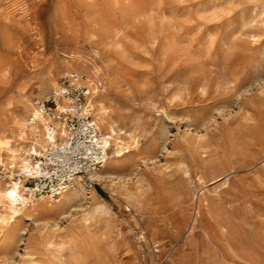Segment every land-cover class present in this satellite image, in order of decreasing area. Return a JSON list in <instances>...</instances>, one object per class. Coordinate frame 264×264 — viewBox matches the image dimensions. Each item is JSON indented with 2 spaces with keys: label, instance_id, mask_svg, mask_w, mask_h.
Here are the masks:
<instances>
[{
  "label": "rangeland",
  "instance_id": "obj_1",
  "mask_svg": "<svg viewBox=\"0 0 264 264\" xmlns=\"http://www.w3.org/2000/svg\"><path fill=\"white\" fill-rule=\"evenodd\" d=\"M83 2L0 0V125L74 70L66 34L99 51L100 100L130 146L65 212L4 225L0 264H264V0Z\"/></svg>",
  "mask_w": 264,
  "mask_h": 264
},
{
  "label": "bare ground",
  "instance_id": "obj_2",
  "mask_svg": "<svg viewBox=\"0 0 264 264\" xmlns=\"http://www.w3.org/2000/svg\"><path fill=\"white\" fill-rule=\"evenodd\" d=\"M85 1L86 0H84V2ZM89 1H91V0H89ZM118 1H120V0H111V2H118ZM84 4H86V3H84ZM54 10H55L54 14H53L54 20L56 21V19L62 18V16H61L62 12L60 13L59 7L56 6ZM136 10H138V9H136ZM122 11L125 12V10H122ZM136 12L140 13L139 11H136ZM134 14L135 13H133V15ZM128 16H130V15H128ZM60 27L62 28V26H60V25L58 26V24H57L56 28H58V31H62V29ZM94 30H96V29H93V30L91 29L89 31V34H90L91 38L93 39V44L99 45L102 41V39H101L102 34L101 33H104V29L100 28V32L94 31ZM65 31H67V30H65ZM96 32L100 33L101 36ZM98 35L100 38L98 37ZM62 38L64 39L65 43H64L62 49L59 48V44L57 43V52H58L59 56L63 59V63L65 64L67 69L68 68L74 69L79 74L86 75V77H87L86 81H87V83L91 89V93H90V96L88 98L89 99L88 102L93 107V115H94V117L97 120V123L99 125L101 134L104 138V143L108 147V158H107V161L105 162V164L103 165V167L100 169L91 170V171L85 173L84 175L87 179L92 180V181L105 180L108 177L105 174V172L107 173L106 168L109 165L110 159L112 158V156H115L116 158L122 157L124 154L123 150L128 149L130 145H129V143H127L125 141V139H123V137H122L123 135L121 136L122 132H120V131L122 128H118L113 121L107 119L106 115H107V112L109 109L108 108L109 105H107L108 107H106L100 100V97L102 96L101 93L105 91V87H104V82H103L101 72H100V69L98 66L99 64L97 65V62L95 60V58H98V59L100 58L99 51L96 48H93L90 51V53H91L90 56L85 57V56L79 54V51L77 52L78 45H77L76 40H72V41H71V39L68 40V36L66 34L64 36H62ZM62 38H60V39H62ZM103 41L105 42V40H103ZM106 42H109V41H106ZM116 46H117V44H116ZM116 49H118V48H116ZM122 52H124V51H122ZM103 63L101 65H103ZM111 70L114 71V69H111ZM102 71H103V69H102ZM114 73H115V71H114ZM49 76H50V78L47 77L48 78V80H47L48 85H49V87L54 89L57 85V80L55 79L56 75L49 72ZM44 79H45V77H44ZM110 85H112V84H110ZM41 86L43 87V85H41ZM41 86H40V88H41ZM105 86H107V82H106ZM181 86H183V85H181ZM49 87H48V89H46V93H43L42 90L40 91V93L41 92L43 93L42 96L44 94H47V90L51 89ZM36 93H38V92H36ZM40 95L38 98L41 97ZM20 97H21V95H20ZM107 104H109V102ZM16 106H17V104H16ZM38 111L39 110L36 107V105L34 104V101H32L30 99V97H28L26 95V97H22L20 99V102L18 104V108H14L13 110H11L9 116L6 115L5 122H3L0 125V164L7 163V164L12 165L11 167L17 166L24 173L25 172L39 173V168H40L39 160L35 159V161H33L31 158L28 157L27 154L31 153V154L40 155L41 151H43V149H45L49 146H52L58 140H60V141L63 140V138L66 134L63 124L60 121L55 120L53 118L39 116ZM32 114L34 117H38L37 120L31 121L29 119V117L27 115H32ZM108 114H109V112H108ZM127 119H125L124 121H126ZM112 120L115 121V118L113 117ZM124 133L126 134V132H124ZM136 141H137V139H136ZM136 141H133V143ZM137 143H139V142H137ZM130 144H131V142H130ZM138 146H139V144H138ZM133 147H136V146H133ZM40 148H42V149H40ZM203 149H205V148H203ZM84 175L77 176L75 178L72 186L66 192L62 193L61 196L54 201L51 199H47V198H33L31 195L29 187H27V185L25 186V184L23 185L22 181L20 182L17 179H11V180L3 182V181H1L2 180L1 179L0 180V208H2V209L0 210V232H3V230H5L4 225L11 224V223L17 221L21 216H24V215L30 216L31 213H35L38 215L39 214L51 215V214H60V213L65 212V210L67 209V206H69L70 202L74 198H76V196L78 197L79 191L83 192L85 190H87V191L92 190L89 188V185H87L86 180L84 178ZM9 192H13L15 194L12 196H9L8 195ZM93 198H94V195H93ZM75 201L73 200L74 203H75ZM52 202H57V205L53 204ZM30 205L32 207L28 208V206H30ZM202 205H203V202H202ZM103 208H104V206L102 204L94 202V205H93L91 210L93 212H99ZM190 222H191V219H190ZM217 228H219L220 232H224L227 230V227L221 223L218 225ZM15 234H16L15 230L12 229L11 232L4 233V237L6 239L11 240L14 238ZM228 248H229V246H228ZM239 250H240V248H239ZM234 251H236V249ZM235 254H237V252ZM215 256H216V254H215ZM217 257H219L218 254H217ZM253 263L256 264V262H253Z\"/></svg>",
  "mask_w": 264,
  "mask_h": 264
},
{
  "label": "built area",
  "instance_id": "obj_3",
  "mask_svg": "<svg viewBox=\"0 0 264 264\" xmlns=\"http://www.w3.org/2000/svg\"><path fill=\"white\" fill-rule=\"evenodd\" d=\"M90 93L86 77L70 70L59 76L51 92L34 101L39 116L60 121L66 134L62 141L43 149L40 155L30 153L34 161L39 160V173H16L18 181L31 182L33 198L56 200L77 176L100 169L107 161L108 147L88 102ZM37 118L32 114L29 119ZM1 178L5 179L2 170Z\"/></svg>",
  "mask_w": 264,
  "mask_h": 264
},
{
  "label": "snow or ice",
  "instance_id": "obj_4",
  "mask_svg": "<svg viewBox=\"0 0 264 264\" xmlns=\"http://www.w3.org/2000/svg\"><path fill=\"white\" fill-rule=\"evenodd\" d=\"M14 194H15V193H13V192H9V193H8L9 196H12V195H14Z\"/></svg>",
  "mask_w": 264,
  "mask_h": 264
}]
</instances>
